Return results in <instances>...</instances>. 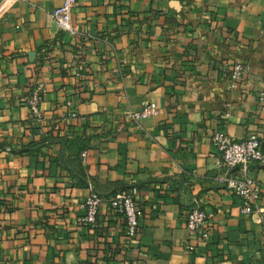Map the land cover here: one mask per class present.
Segmentation results:
<instances>
[{
    "label": "crops",
    "instance_id": "crops-1",
    "mask_svg": "<svg viewBox=\"0 0 264 264\" xmlns=\"http://www.w3.org/2000/svg\"><path fill=\"white\" fill-rule=\"evenodd\" d=\"M63 2L0 0V264H264V219L241 213L211 141L264 147V0H77L76 35L51 16ZM247 175L264 208V168ZM134 186L138 244L106 203L81 220L90 195ZM195 205L218 211L206 242L186 228Z\"/></svg>",
    "mask_w": 264,
    "mask_h": 264
},
{
    "label": "built area",
    "instance_id": "built-area-1",
    "mask_svg": "<svg viewBox=\"0 0 264 264\" xmlns=\"http://www.w3.org/2000/svg\"><path fill=\"white\" fill-rule=\"evenodd\" d=\"M77 0H64L62 6L52 13V18L61 30L76 35L72 22V10ZM249 67L243 62L233 64L230 72L231 80L239 82L247 74ZM47 90L43 84L37 83L28 99V106L34 118L42 117L40 106ZM68 107L71 103L66 102ZM155 104L149 105L142 112L132 114L133 119L156 115ZM230 118V114H226ZM212 144L222 154L223 165L227 170L225 186L240 201V211L245 216L258 215L260 222L264 219V208L259 206L263 188L256 178L247 175L250 166L257 164L264 168V147L259 135L253 133L243 140H233L224 130H216L211 137ZM243 172L235 175L234 170ZM106 203L109 207V219L118 230L120 236L131 246L139 243L141 234L139 189H118L109 197L92 194L81 205L85 215L81 219L87 225H96L100 206ZM218 211H209L195 205L186 215V228L201 241H208L213 229V221ZM191 251L193 247L188 246Z\"/></svg>",
    "mask_w": 264,
    "mask_h": 264
},
{
    "label": "water",
    "instance_id": "water-1",
    "mask_svg": "<svg viewBox=\"0 0 264 264\" xmlns=\"http://www.w3.org/2000/svg\"><path fill=\"white\" fill-rule=\"evenodd\" d=\"M30 57H32V56H30Z\"/></svg>",
    "mask_w": 264,
    "mask_h": 264
}]
</instances>
